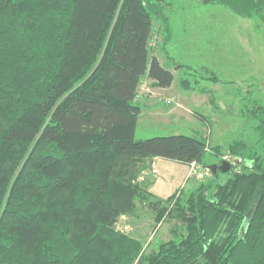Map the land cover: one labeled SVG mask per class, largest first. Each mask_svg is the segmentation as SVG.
<instances>
[{
  "label": "trees",
  "instance_id": "trees-1",
  "mask_svg": "<svg viewBox=\"0 0 264 264\" xmlns=\"http://www.w3.org/2000/svg\"><path fill=\"white\" fill-rule=\"evenodd\" d=\"M163 1L0 0V264H264V105L226 155L204 136L135 138L141 80H175L150 46L155 19L172 35ZM203 1L264 30V0ZM156 157L236 161L165 199L184 232L146 252L118 224L163 202L144 176Z\"/></svg>",
  "mask_w": 264,
  "mask_h": 264
},
{
  "label": "rangeland",
  "instance_id": "rangeland-1",
  "mask_svg": "<svg viewBox=\"0 0 264 264\" xmlns=\"http://www.w3.org/2000/svg\"><path fill=\"white\" fill-rule=\"evenodd\" d=\"M163 2L171 16L172 35L166 41L163 26L155 19L150 46L152 54L174 72L175 80L167 89L153 85L148 77L141 80L137 102L142 111L135 138L204 136L210 145L223 146L226 155L228 144L252 135L254 122L243 111L264 105V30L255 20L223 5L203 0ZM205 69L216 73L221 82L209 80ZM187 78L189 89L182 84ZM152 161L144 176L156 196L152 201L163 202L158 209L140 204L137 215L124 216L118 224L141 240L146 252L184 232L182 223L167 215L165 199L209 181L212 174L209 167L195 163L186 167L166 158H159L156 170ZM184 167L188 169L185 180L168 186L171 174L182 176Z\"/></svg>",
  "mask_w": 264,
  "mask_h": 264
},
{
  "label": "crops",
  "instance_id": "crops-1",
  "mask_svg": "<svg viewBox=\"0 0 264 264\" xmlns=\"http://www.w3.org/2000/svg\"><path fill=\"white\" fill-rule=\"evenodd\" d=\"M163 63V62H162ZM164 65V64H163ZM165 66V65H164ZM165 67H167V66H165ZM167 68H169V67H167ZM170 69V68H169ZM161 88V87H160ZM169 88V87H168ZM161 89H167V88H161ZM159 158L160 157H156V158H154L153 159V163H154V165H155V169L156 170H158L156 167V165H158L157 164V161L159 160ZM177 162V161H176ZM178 164H179V162H178ZM180 164H183V163H180ZM178 166H181V165H178ZM182 166H186V164H183ZM187 167V166H186ZM186 167H184V168H186ZM181 169V168H180ZM158 172V171H157ZM187 173H188V169L186 168L185 169V172H184V174H182V176H179V175H175L176 173H174V174H171V180H169V183H168V186H170L171 184H172V182L174 183V185L177 183V184H181L184 180H185V177H186V175H187Z\"/></svg>",
  "mask_w": 264,
  "mask_h": 264
},
{
  "label": "water",
  "instance_id": "water-1",
  "mask_svg": "<svg viewBox=\"0 0 264 264\" xmlns=\"http://www.w3.org/2000/svg\"><path fill=\"white\" fill-rule=\"evenodd\" d=\"M235 158L233 157H228L226 158L221 165L213 164L210 166V169L213 170L214 172H217L218 169H221L223 171H227L231 165V163L235 162Z\"/></svg>",
  "mask_w": 264,
  "mask_h": 264
}]
</instances>
